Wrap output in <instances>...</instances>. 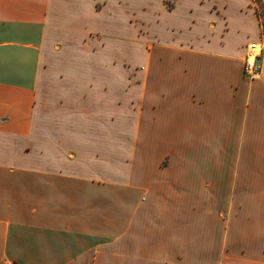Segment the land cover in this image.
I'll list each match as a JSON object with an SVG mask.
<instances>
[{"label": "crops", "instance_id": "obj_1", "mask_svg": "<svg viewBox=\"0 0 264 264\" xmlns=\"http://www.w3.org/2000/svg\"><path fill=\"white\" fill-rule=\"evenodd\" d=\"M93 1L0 0V264H264V52L258 78L243 72L260 36L252 0L161 11L163 86L138 93L131 162L115 167L89 159L124 142L121 117L108 135L91 87L59 68ZM65 77L45 118L49 79Z\"/></svg>", "mask_w": 264, "mask_h": 264}, {"label": "rangeland", "instance_id": "obj_2", "mask_svg": "<svg viewBox=\"0 0 264 264\" xmlns=\"http://www.w3.org/2000/svg\"><path fill=\"white\" fill-rule=\"evenodd\" d=\"M119 1L118 13L105 16L99 11L100 0L93 1L90 29L83 34L84 31H79L77 22L75 33L77 45L75 48L63 50L59 66L65 76L69 73L75 74L70 86L75 82V86L91 87V94L87 95V98L97 105L95 106L97 113L104 115L102 120L109 123L108 135L115 132V128L110 126V121H114L115 116L121 117L118 118V123L123 127L119 133L123 135L124 142H108L106 149L103 147L100 150L97 148L99 144H93L97 145L94 154H102L103 158L89 159L92 164L109 167L130 165L132 143L126 140L132 133V108L136 99L140 97L138 93L146 92L148 88L163 86L164 64L151 56L157 52H164L166 36L160 21L161 11L173 4V0ZM256 2L257 11L262 16L264 31V9L259 0ZM68 81L70 80L66 77L60 80L49 79L47 93L44 95L45 118L51 113V103L66 97L60 94L59 90L60 86L67 87ZM51 83L56 89L51 88ZM101 88H107L109 94H104L100 91ZM117 89L118 93L115 94ZM72 97L78 101L83 99V96L77 94ZM79 123L77 121V124ZM217 145L220 151L229 149L228 144ZM245 147V144H235L236 150H243ZM202 149H210V146L204 144Z\"/></svg>", "mask_w": 264, "mask_h": 264}, {"label": "built area", "instance_id": "obj_3", "mask_svg": "<svg viewBox=\"0 0 264 264\" xmlns=\"http://www.w3.org/2000/svg\"><path fill=\"white\" fill-rule=\"evenodd\" d=\"M255 7L256 17L261 29L259 39L256 42L248 44L243 55V72L248 79L258 78L261 73L260 57L264 52V31L262 30V16L257 11V2L252 0Z\"/></svg>", "mask_w": 264, "mask_h": 264}]
</instances>
